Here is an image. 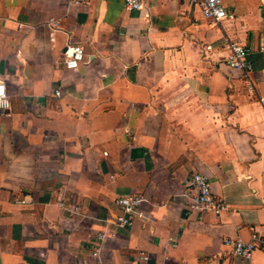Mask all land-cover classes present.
<instances>
[{"label":"crops","instance_id":"0c3cea01","mask_svg":"<svg viewBox=\"0 0 264 264\" xmlns=\"http://www.w3.org/2000/svg\"><path fill=\"white\" fill-rule=\"evenodd\" d=\"M224 5L215 24L186 0H0V264H264L232 253L264 239V0ZM197 173L220 215L186 214ZM127 195L145 201L120 227Z\"/></svg>","mask_w":264,"mask_h":264},{"label":"built area","instance_id":"2783aa9c","mask_svg":"<svg viewBox=\"0 0 264 264\" xmlns=\"http://www.w3.org/2000/svg\"><path fill=\"white\" fill-rule=\"evenodd\" d=\"M92 0H70L72 5H90ZM192 5L199 7L203 16L212 23L219 24L221 21L232 17L228 15L224 5V0H186ZM125 6L129 11H140L144 8L146 0H124ZM57 26V25H56ZM228 54L224 59L227 66L232 69L249 71L251 66L247 61L249 49L237 42H229L227 44ZM66 66L71 69H77L83 62V48L80 44L69 43L66 47ZM59 97L61 93L56 92ZM264 104V99H261ZM10 109V99L3 83H0V113ZM185 193L189 198L186 206V214L192 215L197 212H211L220 215L227 208V205L212 193V188L208 178L200 173L194 174L185 184ZM145 201L142 195H127L116 200V205L120 208L121 214L116 219V225L120 227H132L134 219L141 215L140 208ZM26 204L25 200L21 201ZM98 240L103 242L104 235H99ZM226 244H231L229 241ZM101 245V244H100ZM100 245L98 247H100ZM264 250V239L261 240L254 236L250 243L235 241L232 243V253L234 256L250 260L253 252ZM100 249L97 250L99 252ZM141 260L145 264H153L147 255L142 254Z\"/></svg>","mask_w":264,"mask_h":264}]
</instances>
